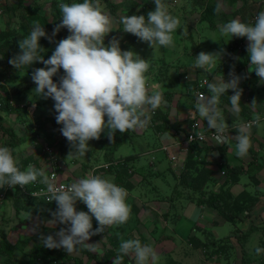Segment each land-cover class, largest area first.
<instances>
[{"label":"clouds","instance_id":"obj_1","mask_svg":"<svg viewBox=\"0 0 264 264\" xmlns=\"http://www.w3.org/2000/svg\"><path fill=\"white\" fill-rule=\"evenodd\" d=\"M261 2L264 4V0ZM153 3L155 7L146 17L125 15L120 17L119 23L123 25L124 31L151 46L158 44L165 48L171 47L174 45L173 34L181 21L169 11L164 0H153ZM3 5L2 2L0 14L3 13ZM59 10L62 20L52 34L49 36L46 33L43 24L34 22L29 34L18 42L21 51L9 63L17 70L25 66L29 68L34 62L43 63L44 67L35 68L31 73L35 96L51 98L54 101L56 123L62 125L60 132L73 149L68 155L83 157L89 151V140L99 139L105 129L111 140L117 130L124 133L145 128L152 117L148 110L155 112L167 102L159 90L153 89L149 94L146 73L150 64L146 59L132 50H121L120 41L114 35L111 39L107 37L109 41L105 44L106 34L113 29V20L104 10L101 0L61 2ZM221 10L222 6L217 4V13ZM65 26L70 34L60 39L52 54L44 59L41 55L44 48L39 44L40 38L45 37L51 42L59 29ZM219 31L221 36L230 39L246 37L249 41L247 52L251 62L248 65L251 67L245 77L247 79L254 69L256 76L264 82V11L254 13L248 22H243L241 18L231 19ZM246 40L235 50L246 48ZM217 60L220 61V53L201 51L195 56L193 67L212 73L217 67ZM61 69L63 75L56 82L53 77ZM229 75L231 78L227 81L223 75L208 81L206 87L209 95H198L194 104L199 117L204 118L208 128L213 130L216 144H224L229 138V126L219 107L220 98L229 89L234 90L229 95L232 114L238 115L241 112L240 77L234 72ZM10 100L17 104L13 99ZM21 104L25 106L19 102L17 106ZM29 107L28 105V110ZM262 124L264 114L258 113L251 122L241 121L233 125L237 130L234 137L235 154L238 157L248 154L253 125L259 127ZM196 137L204 138L199 133ZM193 139L189 137L190 141ZM102 166L97 165L95 168ZM95 168L72 183L58 187L43 169L29 165L21 170L12 150L8 146H0V187L8 185L14 188L19 185L23 189L39 180L46 186L45 194L49 201L56 202L57 208L52 216L55 222L66 227L57 231L55 236H40L43 246L47 248H62L66 252H72L78 247H85L95 251L86 243L91 236L104 231L107 226L127 223L131 211L126 202L127 190L113 179L96 174ZM78 200L86 205L88 211L76 210ZM93 217L98 222L95 229L92 224ZM255 251L260 254L264 252V248L257 247ZM130 253L135 254L136 264H158L159 257L154 248L142 244L139 239L122 240L113 264H122L123 257Z\"/></svg>","mask_w":264,"mask_h":264},{"label":"crops","instance_id":"obj_2","mask_svg":"<svg viewBox=\"0 0 264 264\" xmlns=\"http://www.w3.org/2000/svg\"><path fill=\"white\" fill-rule=\"evenodd\" d=\"M2 1L4 3L3 6H5L7 4L15 3L17 0ZM28 1L32 0H25V2ZM37 1L39 2V0H36V2ZM0 16H5V13L0 14ZM112 27H114V24H112ZM233 53V55L241 57V50H235ZM226 54L227 50H225V53L220 60H222ZM230 54H232V52H229L228 55ZM193 57H195V55H193ZM219 62L220 61L217 63ZM150 63L152 65L153 62L151 61ZM194 63L191 62L190 64L187 63L184 66H180V71H177L175 74V72H171L168 67L169 65L164 62L162 66L160 65L158 67L162 74L159 79L152 78L149 73L152 71L151 68L146 73V84L149 94H151L153 89L159 90L163 93L164 100L167 103L162 105L161 108L167 113V117L172 125L166 126L165 128H158L154 124L160 125L161 120L156 121L155 123L150 121V124L141 130L140 133H135L136 135L138 134L140 139H142L141 147L143 148H139V154H151L152 158L149 159L147 163V165L150 166V170H147L146 164H138L136 158L132 159L133 162L130 164L131 168L127 178L128 181H121L123 183L118 184L127 190L128 195L126 202L131 209L127 224L129 225V228L133 230L127 237L128 239H139L142 244L151 245L159 257L158 264H190L188 262L191 261V264H194L195 262H198L197 264H241V254L237 247L234 250L236 251L234 253L236 258L235 261H233V257L231 256L228 257V259L225 258L226 253H204V250L201 249V247L198 248L192 246L189 237L193 235L196 237L198 236L195 233L196 229H200L201 232L206 234L205 236H209V238H219L221 236L218 237L213 227H215V225H221V223L227 220H225L224 217H222L214 208L205 203H197L193 200L189 188L182 184L181 175L183 174L189 160L192 159L193 161L201 162L200 165L197 164L198 167H202L201 165L205 164L206 170L213 171L212 178H214L216 182L212 183L215 186H210L209 188L217 190L225 179V175L221 174V171H224L222 165L227 164L230 167L239 164L245 165L246 172L238 177L237 182H233L228 186L229 193L231 196L236 197L245 191L248 192L249 195H256L257 202H255V205L251 206V213L249 215L246 214L247 211H243V217L237 219V221H242L244 223V228L239 227V231L241 232L243 230L251 229L245 241L246 243L255 228L264 227V223H258L257 210L259 204L261 210L264 211V158L260 155L261 149L264 146V124L259 127L253 126L251 129V148L253 153L254 151L257 152V155L255 156L256 160H252V152L250 150L244 157H238L235 154L236 140L234 136L237 134V130L233 128V125L240 123L242 120L254 119L258 113L263 114L264 97L258 93L259 91L255 92L252 85L247 86L245 73L247 70L250 72L249 69L251 66L247 65L243 67L236 75L240 77L239 88L242 90L240 102L250 108V112L248 113L250 115H248V117L246 115L245 118L241 113L238 115L232 114L231 105L227 99H229V95L233 94L234 90L229 89L228 93L223 95L225 102L223 105H219L229 126L228 141L223 145L216 144L215 141L211 139H207V141L203 143L186 142L185 135L186 132H188L193 119H199L205 124V127L208 130H211L208 128L207 121L204 118L199 117L194 108L197 99V83L204 78L208 79L210 82L214 78H218L222 75L225 81L231 78L228 77L227 74L215 72L218 70L217 67L213 69L212 73H209L193 67ZM204 73H207V75H202ZM173 82H181L185 87V92L178 93L173 85L168 86V84L170 85V83L172 84ZM256 83H261L259 85L260 89L264 88V83L262 84V81L258 80ZM251 91L253 94L249 97ZM204 93L206 96L209 95L206 86L204 88ZM244 111H246V109H244ZM145 135L150 137L149 139L151 142L156 139L159 142V147L157 148L147 145ZM165 144L172 145L169 146L167 150H164L161 146ZM150 148L153 149V151H156L157 149L161 151L160 155L156 153V155L153 154L154 152L151 151ZM173 156H175L174 160L172 159ZM87 169L85 173L83 172L84 174H82L81 177L88 173ZM196 171L197 169L194 166V176L197 175ZM104 172L106 174L108 171H103L102 173L104 174ZM67 174L69 175V180L78 179L69 171H67ZM106 177L113 179L115 182V177L112 173L106 174ZM190 180V177H188L186 181L190 182ZM158 181H163L165 188H162V185H160ZM165 189L168 190V193L164 192ZM155 193L158 197L151 198ZM21 213L25 212L22 211ZM174 215L176 218L178 216V219L175 222H173L172 217ZM181 220L186 224L191 223L190 233L186 241L181 237V234L178 233L175 227L176 224L181 225ZM261 221L263 222V220ZM100 237L101 240L105 239L103 234H101ZM177 238L180 241H178ZM198 238L201 239L199 236ZM228 239L234 243L236 238L235 235H232ZM205 240H207V238ZM245 243L242 249L244 250L246 257L249 259L247 264H264L260 262V259H263L264 255L258 256L257 253L250 254V250H247L248 248L245 249ZM181 244H185V246H180ZM195 252L196 256L194 255ZM130 254L131 257L127 260L128 263L136 264L135 254ZM231 254L233 253L226 255ZM114 257L115 255H113L112 261L114 260Z\"/></svg>","mask_w":264,"mask_h":264},{"label":"rangeland","instance_id":"obj_3","mask_svg":"<svg viewBox=\"0 0 264 264\" xmlns=\"http://www.w3.org/2000/svg\"><path fill=\"white\" fill-rule=\"evenodd\" d=\"M70 1L71 0H69V2ZM117 1H121V0H117ZM135 1L137 2L135 11L138 13L141 12L143 6L149 2V0H135ZM258 1L259 0H254L255 5L253 4V6L251 5L252 3L250 4L247 2L246 3L247 5L246 4L243 5L244 8H242L243 7L242 4H244V0H237V3L233 6L226 4V0H216V2L222 6V13L216 19V24L214 28H210L207 22L201 21L199 19V16H201L200 3L203 4L202 2L198 0H195L194 2L193 0H167L165 4L168 7L169 11L173 15L177 16L181 21L180 26L173 34L174 45L165 48L159 46L158 44L151 46L148 42L145 41L139 44H134L132 47V51H134L141 58L146 59L149 62L150 68L152 70L149 73L151 74L153 79L161 78L162 74L160 73L159 71L160 68L158 67L160 65L162 66L164 62H166V64L169 65L168 67L170 68L171 72L172 73L175 72L176 74L177 71H180L181 68L180 66H184L187 63L190 64L191 62L194 63L195 57H193V55L196 56L201 51L220 53V58H221L222 55H224L225 50H227L226 45L231 40L233 41L234 37L230 39V37L221 36L219 31L220 27L226 22L230 21L231 19L240 20L239 18L240 16H244V17L246 16L248 19H250L249 16H252L254 13H256L255 11L256 9H258L257 7ZM50 2H51L50 0H39V2L37 1V3L40 5L41 13L45 15L51 14L52 9ZM102 4L104 6V10L110 15L108 10L105 8L104 3ZM124 7H121L118 10V14L123 15L126 12L127 7L126 6ZM262 11H264V7ZM9 17L10 19L7 16H0L1 18L0 29H5L9 27V25L5 24L9 20L10 22L12 21V23H14L16 27H19L18 18H20L21 16H9ZM110 17L112 18L115 27L116 21L114 20L113 16L110 15ZM114 27H112L113 29L108 34H106L105 37L111 39L113 35H115ZM62 32L63 34L65 33L68 35L70 34L66 26L65 28L62 29ZM47 34L50 35L52 33L48 32ZM59 40H55L51 45L48 43L45 45V43H41L39 40V44L44 48L43 49L44 52L41 53L44 59H47L49 57V52H48L49 50L52 54V51L54 50L56 43ZM248 44L249 41L246 40L245 42L246 48ZM10 52L13 54L14 50H10ZM151 61L153 62L152 63L153 67L150 63ZM218 61L219 60H217V62ZM40 67H44L42 62H34L29 69H26L27 68L26 66L20 70L15 82L6 84V86L9 89L18 90L17 88H19L20 86L17 87V85L20 82H22L21 85L22 89H20V93H18L17 98L19 103H24L29 105L30 106L29 110L26 108H25L26 110H23L24 108L22 109L18 108L17 110L11 113H6V114L3 113V116L5 118L4 121L16 129V133L18 136H22V135L25 136L24 143H21L17 152L13 153L14 157L19 162L22 157L32 154L35 157V161L30 163L29 165L35 167L36 164H39L41 167L39 169H43L44 171H46L45 164L47 163V159L44 157V154L42 153V144H41L44 139L42 140L41 138L43 136L45 137V135H48L51 136L52 138H55V141L57 142L63 135L60 132V128L62 127V125L57 124L55 120L56 112L53 107L54 101L51 98L44 99L40 96H35V92H34L35 84L31 79V73L34 71L35 68H40ZM202 75L206 76L207 73H204ZM25 81L26 83H23ZM1 82L3 84V81ZM263 83L264 82H262V84ZM260 84L261 83L259 84L256 83V84H252V86L255 89V92L259 91L258 93L264 97V88L260 89L259 88ZM172 85L174 86L176 92L178 93L185 92V87L181 82H173L172 84L170 83V85L168 84V86H172ZM168 86L166 85L167 88ZM0 95L2 96L1 93ZM151 115L152 113L150 114V117ZM105 119H107V117H105ZM40 122L43 123L42 128L38 127L34 130L33 129L34 124L36 125L39 124ZM143 129L144 128H136L135 133L136 132L140 133V131ZM39 133L42 135H40ZM106 134H107V129H105L101 133L99 139L89 140L88 142L89 151L83 157H80L78 155H68L71 151H73V149L71 148L70 143L67 141L68 144L66 147L65 154L62 155L60 153V150H58L61 164L63 163L64 165L66 164V171H69L72 174H74L77 178H80L81 175L86 172L87 168L89 173V171L90 170L92 171L97 165L104 164L105 163V162L103 163V160L105 158L104 152L106 151V149L104 147V144H102V140H103L102 137H105ZM145 138L147 145H150L151 147H157V148L159 147V142L156 139L153 142H151L149 139L150 137L148 135H145ZM4 139L7 140V137L6 136L3 137V139L0 141V146H4L3 145ZM141 143H142V139L138 137V134L137 135L134 134L131 140L125 142L124 145H122L116 151L115 155L120 156L125 154L127 155L130 153H136L137 154L136 161H138L137 163L146 164L147 170H150V166H148L147 163L148 160L152 158V155L139 154V150H140L139 148H143L141 147L142 146ZM151 151H153V149H151ZM157 151L159 150L157 149L156 151H153L154 152L153 154L156 153L160 155L161 151L159 152ZM260 155H262V157L264 158V146L261 149ZM108 170L109 169H106L105 167H99L98 170H96V174H101L106 176V174L110 173ZM103 171H108V172L106 174L104 172L103 174L102 173ZM158 182L160 183V185H162V188H165L163 181H158ZM5 187H8L9 190L7 191V195L4 201L0 203V230L6 232V238L8 242L14 245L13 258L11 259V263H10L13 264L14 262H21L24 259L25 260L28 259L30 253H32L33 250H35V248L38 245L42 244V240L40 239L41 235L44 236H47L49 234L53 235L61 228L58 227L60 223L55 222V219L52 216V213L57 208L56 204L49 205L44 210V211H48V210L51 211L49 213L47 212L48 216H45L47 221H44L45 222L44 227H41V229L38 230L36 227L37 224H42V219L40 215L33 212H28L27 210L24 211L25 213H21L22 211L16 213L15 211L16 198L14 197V193H13L15 187L13 188V187H9L8 185H5L4 187H0V191ZM164 192L168 193V190L165 189ZM154 197H158V195H156L155 193V195L151 196V198ZM36 206L37 205L35 204V207ZM75 207L77 211L83 210L82 205L78 201L76 202ZM257 210H258V223L263 224L264 211L261 210V206L259 204ZM172 217H173V222H175L178 219V216L177 218L175 217V215ZM261 220H263V222ZM127 223L118 226L117 225L107 226L105 227L103 232H98L95 235L91 236L89 240L86 241V243H89V247L95 249V251H93L95 253L104 255L108 252V250H112L114 253H116V254L113 253V255L117 256L121 241L127 240L128 239L127 236L133 230L129 228V225ZM92 224H93V229L98 227V222L96 223L94 217L92 219ZM190 226L191 223L186 224L183 220H181V225L179 224L175 225L178 233L181 234V237L185 239V241L188 239V235L191 229ZM64 227H66V225ZM239 227L244 228V223L242 221H235L234 223L229 221H224L223 223H221V225H215V227L213 228L219 237V236H224L225 234L233 233ZM258 228L254 229V231L249 236V239L245 243V249L248 248L247 250H250V254L256 253L255 251L256 247L264 248V233H263L264 227H261L259 229ZM195 231H196L195 232L196 235H198L201 239L209 238V236H205L206 234H203L200 229H196ZM101 234L104 235L105 239L103 240L100 239ZM1 237L2 235H0V238ZM180 246H185V244L184 245L181 244ZM69 253L74 258H76L77 264L78 263L98 264L95 259L88 258L85 255L86 253L84 252L74 250ZM194 255L196 256V252L194 253ZM263 255L264 252L258 254V256H263ZM6 257L7 256L5 255V253L4 252L2 253L0 250V264H6L3 262V260ZM130 257L131 254L126 255L123 257V260H129ZM123 260H122V264H125ZM191 262L188 263L191 264ZM111 263L113 264L112 260ZM197 263L198 262H195L194 264Z\"/></svg>","mask_w":264,"mask_h":264},{"label":"trees","instance_id":"obj_4","mask_svg":"<svg viewBox=\"0 0 264 264\" xmlns=\"http://www.w3.org/2000/svg\"><path fill=\"white\" fill-rule=\"evenodd\" d=\"M51 2V14L45 15L40 12V5L36 2V0L25 2V0H17L15 3L7 4L3 7V12L5 13V16H7L9 19V16H21L18 21L19 27H16L12 21L10 20L6 22V25H9V27L5 29H0V82L3 81V84H0V141L3 139L4 136L7 137V140L4 139L3 145L8 146L13 153L17 152L19 149L21 143H24L25 136H18L16 133V129L11 126L10 124H7L4 120L3 113H11L17 108L11 106L9 104V100L13 99L14 102L18 104V93H20V89L22 82H20L17 87L18 90H12L9 89L6 84L7 83H13L16 81V78L18 77V74L20 70L22 69H14L13 66L9 63L10 59H12L14 56H16L21 50L19 49L18 42L19 40H22L25 38L33 25L34 22H39L43 24L46 33L50 32L52 33L53 29L57 27V25L60 24L62 20V16L59 10V4L61 2H69V0H50ZM195 0H193L194 2ZM202 2L200 3L201 8V16H199V19L201 21H205L208 23L210 28H214L216 24V19L218 16L222 13V10L217 13L216 6L217 2L216 0H198ZM167 0H164V3H166ZM252 3L251 5L255 3L254 0H244V4L246 3ZM259 2V3H258ZM257 2L258 9H256V13L263 10L264 4L259 0ZM101 3H104L105 8L108 10L111 16H113L114 20L116 21V29H115V35L117 39L120 41V47L121 50H132V47L134 44H139L145 41H141L137 36L128 33L124 31L123 25L119 23L120 17L125 15H145L147 16V13L154 9L155 5L153 3V0H149V2L143 6L141 12H136V6L137 2L135 0H125L124 2H116L115 0H101ZM237 3V0H226V4L233 6ZM256 4V5H257ZM247 5V4H246ZM255 5V4H254ZM126 6V12L123 15L118 14V10L121 7ZM241 6V7H242ZM125 8V7H124ZM244 8V6L242 7ZM251 17V16H249ZM241 20L243 22L249 21V19L245 16H240ZM1 19V18H0ZM21 19V20H20ZM65 27H61L59 31L56 33L55 37H53V40L50 42L45 37L40 38L41 43H45V45L53 44L55 40L66 38L68 34H63L62 29ZM51 35V34H50ZM49 35V36H50ZM246 40V37H234L233 41L231 40L227 44V54L224 56L222 60L218 63L217 71L221 74H227L228 77H230L229 73L234 72L237 74L240 69L250 64V60L248 58V52L247 48H243L241 50V57L233 55V51L235 48L242 42ZM109 39L105 37V44H107ZM10 50H14L13 54L10 52ZM49 56L51 55L50 50ZM229 52H232V54L228 55ZM26 67V66H25ZM31 67V66H30ZM29 67V68H30ZM26 68V69H29ZM63 75V69H61L54 77L53 80L58 82L60 76ZM260 80L256 74L255 70H252L251 75L246 79L247 86H250L252 84H256V81ZM23 83H26L23 82ZM264 86V85H263ZM28 87V86H27ZM249 94V97L252 96ZM229 101V99H227ZM223 96L220 98V106L224 103ZM230 102V101H229ZM27 104H25L23 110L27 109ZM241 114L246 118V115L248 117V114L250 112V108L246 105H243L241 103ZM20 108V109H22ZM26 108V109H25ZM246 109V111H244ZM247 113V114H246ZM35 118V115H34ZM37 119V118H36ZM161 120L160 125H156L158 128H165L166 126H171L172 123L169 121L167 117V113L160 107L157 109L154 114L151 117V122H156ZM194 121V119H193ZM34 123V122H32ZM192 123V122H191ZM233 124V123H232ZM43 123L40 122L37 124V126L42 128ZM40 134V133H39ZM135 134L134 130H129L128 132L120 133L118 130L114 134L113 138L110 140L108 138V134H106L105 137H102V144H104V147L106 151L104 152V160L103 163H111V166L108 168L109 172L113 174L115 177V183H123L121 181H128L129 176V170L131 168V165L133 160L137 156L136 153H130L120 156H115L116 151L124 145L125 142L132 139V136ZM42 135V134H40ZM64 137L63 139L59 140L58 142L55 141V138H52L51 136L45 135V140L51 144L54 145L56 148L60 150V153L63 155L66 152L67 147V139ZM224 150V148L222 147ZM252 152V160H256L255 156L257 155V152L254 151L250 147L249 149ZM191 159V158H190ZM35 161V157L32 154L26 155L22 157L19 161V167L21 170H24L28 167L30 163ZM116 161L117 164L113 165V162ZM189 160L187 162L186 168L183 171V174L181 175L182 184L185 185L187 188H189L191 192L192 199L195 200L197 203H205L208 206L214 208L218 213L224 217L225 220L229 222H235L237 219H240L243 217L242 212L247 211L246 214L249 215L251 212V206L255 205V202H257L256 195H249L248 192L243 191L236 197H233L229 193L228 186L238 181V177L246 172L245 165L239 164L237 166L230 167L229 165L225 164L222 165L224 167V175L225 179L222 181V184L219 189L214 190L213 188H209L210 186H215L212 183L216 182L214 178H212L213 171H208V169H205V164L201 165L202 167H198L201 162H196ZM36 164V162H35ZM219 165V163H218ZM197 169L196 174L193 175V168ZM35 168L39 169L41 168L39 164H36ZM98 170L97 168H95ZM101 173V172H100ZM190 175V176H189ZM190 177V182H187L186 180ZM40 186V183L35 182L29 185L24 186L23 189L19 187V185L15 186V190L13 191L14 197L16 198L15 201V211H25L33 212L36 214H39L42 219V224H35L37 229H41V227H44V221H47L45 216H48V213L51 210L44 211L47 206L49 205H55L56 202L53 201H44L42 198H35L32 197L31 192L35 189H37ZM78 202L82 205L83 211H88L86 205L79 201ZM35 204L37 205L35 207ZM39 206V207H38ZM48 212V213H47ZM47 213V214H46ZM28 218V216H27ZM26 218V219H27ZM24 219V220H26ZM97 223V221H96ZM264 225V224H263ZM65 225L59 224L58 227L64 228ZM97 226V225H96ZM263 227V226H262ZM264 229V228H263ZM240 229L237 228L233 232V234H227L224 236H221L219 238H207V240H201L196 237L195 235L189 237V241L192 244L193 247H198L204 250V253L209 254H229L233 253L231 255H226L225 258L228 259V257H233V261H235V252L236 247L239 249L238 251L241 254L240 257V263L241 264H247L249 259L246 257V254L244 250L242 249L244 246V243L251 231V229L239 231ZM264 233V230H263ZM0 235L2 237L0 238V250L1 252L5 253L7 256L3 262L6 264L11 263V259L13 258V249L14 245L8 242L6 238V232L0 230ZM55 236V233L53 234ZM232 235H235V242H231L228 238H230ZM142 238V237H141ZM76 250L86 253L85 255L88 258H93L96 260L98 264H112L111 260L113 258V251L108 250V252L104 255H100L98 253H95L93 251H90L88 248L85 247H78ZM115 254V253H114ZM76 258H74L69 252L64 251L62 248H47L43 246V244L38 245L35 250H33L32 253H30L28 259H24L21 262H14L13 264H77ZM125 264H129L127 260H123ZM113 262V261H112ZM260 262L264 263V258L260 259ZM80 264V263H78Z\"/></svg>","mask_w":264,"mask_h":264},{"label":"built area","instance_id":"obj_5","mask_svg":"<svg viewBox=\"0 0 264 264\" xmlns=\"http://www.w3.org/2000/svg\"><path fill=\"white\" fill-rule=\"evenodd\" d=\"M2 0H0V13L2 12V8H1V4H2ZM255 16L252 17V22L255 20ZM208 80L206 78L201 79L197 85H196V96L200 95V94H204V88L207 85ZM9 104L11 106H14L15 108H22L24 107L23 104H21L20 106H17V104H14L11 100L9 101ZM17 106V107H16ZM149 113L152 115L154 114V112H152L150 109L148 110ZM151 115V116H152ZM255 119V118H254ZM254 119H247V120H242L245 122H251ZM255 126V125H253ZM36 128H38L37 124L33 126V129L35 130ZM202 134L203 135V139H198V137H196V134ZM193 137V140H189V137ZM64 136H62L60 139H63ZM43 140L42 144V153L44 154V157L47 159V163L46 165V175L50 178V180H52L58 187L59 186H63V185H68L70 183H72L74 180H69V175L67 174L66 171V164L64 165L61 164V160L59 158V153H58V148H56L54 145L49 144L48 142L45 141V137L43 136L41 138ZM59 139V140H60ZM207 139H213V130H208L205 127V124L200 121L199 119L194 120L191 124H190V128L188 130V132H186L185 135V141L186 142H197V143H203L206 142ZM58 142V141H57ZM175 144V143H173ZM177 144V143H176ZM172 144H165L163 146H161L164 150H167L169 148V146H171ZM219 145H223V143L219 144ZM172 159H175V156L172 157ZM117 162L114 161L113 165H116ZM102 167H105L106 169H108L111 166V163H104L102 164ZM62 170V171H60ZM221 174L224 175V171H221ZM38 183H40V186L33 190L31 192L32 197L35 198H42L44 199V201L49 202V197L45 194L46 193V186L44 184H42L39 180L37 181ZM22 187V186H20ZM8 187H5L4 189H2L0 191V203H2L7 195V191H8Z\"/></svg>","mask_w":264,"mask_h":264}]
</instances>
